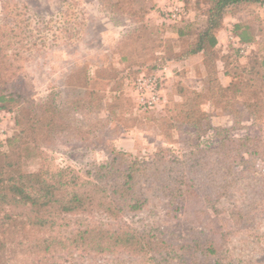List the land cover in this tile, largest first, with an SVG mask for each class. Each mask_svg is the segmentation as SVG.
<instances>
[{
    "label": "rangeland",
    "instance_id": "1",
    "mask_svg": "<svg viewBox=\"0 0 264 264\" xmlns=\"http://www.w3.org/2000/svg\"><path fill=\"white\" fill-rule=\"evenodd\" d=\"M178 5L181 18L163 20V11ZM209 6L207 0H0V93L22 97L0 108V149H6V135L18 129L13 119L21 108H29L22 102L33 100L51 105L61 126L54 137L40 140L41 153L28 151L23 159L26 171L41 168L62 180L74 175L81 183L91 180L86 171L118 152L121 167L134 158L150 162L155 153L168 160L182 159L191 149L194 137L189 138L187 131L193 128L173 124L184 116L196 94L203 93L197 97V107L210 115L212 126L231 125L222 104L225 100L215 86L217 81L222 86L228 83L222 75L224 64L239 82L250 79L248 95L254 90L264 97L263 82L251 71L264 59V0L240 3L223 13L220 26L213 30L216 66L206 70L201 56L191 61L181 57L206 27ZM241 31L244 41L236 36ZM240 45L245 46L242 52ZM159 72L163 77L160 101L143 109L136 100L135 79ZM210 79L215 87L204 90ZM227 94L232 107L240 108L242 96ZM260 134L264 135V115L256 123L243 118L230 131L235 137ZM210 135L207 132L193 142L215 146L216 139ZM237 170L243 179L235 180L233 188L215 201L216 211L199 195L180 200L172 217L165 199L153 192L139 210L124 211L117 219L97 212L93 220L113 229L124 225L160 234L180 245L193 236H205L206 245L213 246L207 252L210 261L264 264V196L253 203L249 224L235 227L230 216L231 208L241 209L256 193V186L247 183L264 173V160ZM67 187L71 189V183ZM196 211L207 215L196 222L192 219ZM5 226L0 222V232ZM8 239L2 249L5 260L25 262V255ZM63 257L61 264H114L117 256L73 250L72 256ZM119 258L125 263L135 259L124 252Z\"/></svg>",
    "mask_w": 264,
    "mask_h": 264
},
{
    "label": "trees",
    "instance_id": "2",
    "mask_svg": "<svg viewBox=\"0 0 264 264\" xmlns=\"http://www.w3.org/2000/svg\"><path fill=\"white\" fill-rule=\"evenodd\" d=\"M258 1L207 0L210 6L206 10V27L181 57L201 56L206 70L209 66H216L218 60L212 50L217 44V36L213 30L220 26L223 13L237 9L240 3ZM236 36L245 40L242 31ZM258 67L251 71L263 82V89L264 59L258 62ZM1 74L0 71V77ZM222 75L230 78L226 86L218 81L215 85L210 79L204 90L210 91L217 86L225 100L222 104L230 118V126L210 124V115L197 107V97L203 95L198 93L188 102L184 116L178 121L175 119L176 124H173L193 128L187 131L189 138L194 137L190 139L191 149L182 155V159L168 160L161 153H155L150 162L134 158L121 167L118 152L110 161L86 171L91 180L81 183L74 175L69 180H62L48 175L41 168L36 171L23 169V159L30 153L28 151L41 153L40 140L54 137L61 126L51 105L23 101L22 104L27 103L29 108H21L17 119H13V126L18 129L11 136L6 135V149H0V212H3L0 222L6 224L4 231L0 232V264H8L9 261L5 260L2 250L8 238V242L19 248L26 259L25 262L14 261L11 264H61L63 256H72L73 250L116 255L118 258L114 259V264H223L218 259L210 261L207 257L213 246L206 245L208 239L205 236H193L180 245L160 234L124 225L113 229L93 220L97 212L109 219H117L124 211L139 210L153 192L165 199L170 206L167 213L172 217L177 215L180 200L199 195L203 196L209 209L216 211L215 201L233 188L235 180L243 179L238 177V167L251 168L257 160H264L263 134L257 137L230 135L243 118L252 123L261 120L264 97L258 96L254 90L252 95H248L247 86L252 88L248 83L250 79L246 83L239 82L238 76L226 64ZM227 92L242 96L240 108L232 107V98ZM13 94L0 93L2 110L6 103L22 99L19 93ZM207 132L216 139L215 146L198 145L199 138ZM70 183L71 189H68ZM247 185H255L256 193L247 198V205L241 209L235 206L230 209L235 227L249 224L253 219L250 214L254 209L253 203L264 196V173L257 180L250 178ZM200 190L203 193H199ZM205 215L206 212L196 211L192 219L200 222ZM121 252L135 259L132 263H125L119 258Z\"/></svg>",
    "mask_w": 264,
    "mask_h": 264
},
{
    "label": "built area",
    "instance_id": "3",
    "mask_svg": "<svg viewBox=\"0 0 264 264\" xmlns=\"http://www.w3.org/2000/svg\"><path fill=\"white\" fill-rule=\"evenodd\" d=\"M182 13L181 5L174 6L168 11H163V20L176 21L181 18ZM236 41L238 40L236 39ZM244 47V45H240L241 52L244 51ZM162 80V72L150 75L142 74L135 79L136 100L140 107L143 109H151L159 103Z\"/></svg>",
    "mask_w": 264,
    "mask_h": 264
},
{
    "label": "crops",
    "instance_id": "4",
    "mask_svg": "<svg viewBox=\"0 0 264 264\" xmlns=\"http://www.w3.org/2000/svg\"><path fill=\"white\" fill-rule=\"evenodd\" d=\"M194 56H196V55H194ZM194 56H189L186 60H187V61H188V60L191 61V59L196 58V57H194ZM190 61H189V62H190ZM178 63H180V62L178 61ZM178 63H177V64H178ZM168 69H169V67L166 68V71H167ZM167 74H168V73H167ZM224 77H226V79L228 80L227 82L229 83V82H230V78H229L228 76H224ZM228 83H227V84H228Z\"/></svg>",
    "mask_w": 264,
    "mask_h": 264
}]
</instances>
